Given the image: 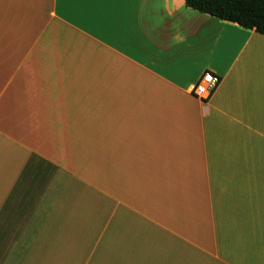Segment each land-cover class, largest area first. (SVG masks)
Masks as SVG:
<instances>
[{
    "label": "crops",
    "instance_id": "0c3cea01",
    "mask_svg": "<svg viewBox=\"0 0 264 264\" xmlns=\"http://www.w3.org/2000/svg\"><path fill=\"white\" fill-rule=\"evenodd\" d=\"M0 264H264V36L184 0H0Z\"/></svg>",
    "mask_w": 264,
    "mask_h": 264
},
{
    "label": "trees",
    "instance_id": "16d2710c",
    "mask_svg": "<svg viewBox=\"0 0 264 264\" xmlns=\"http://www.w3.org/2000/svg\"><path fill=\"white\" fill-rule=\"evenodd\" d=\"M184 3L200 14L264 36V0H184Z\"/></svg>",
    "mask_w": 264,
    "mask_h": 264
},
{
    "label": "built area",
    "instance_id": "2783aa9c",
    "mask_svg": "<svg viewBox=\"0 0 264 264\" xmlns=\"http://www.w3.org/2000/svg\"><path fill=\"white\" fill-rule=\"evenodd\" d=\"M220 77L212 73H204L196 85L192 87L191 93L200 100H206L212 96L220 85Z\"/></svg>",
    "mask_w": 264,
    "mask_h": 264
}]
</instances>
